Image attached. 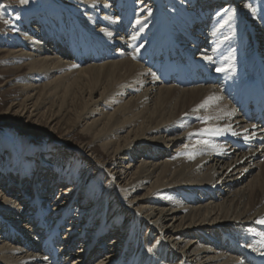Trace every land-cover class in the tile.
Listing matches in <instances>:
<instances>
[{
  "label": "bare ground",
  "instance_id": "6f19581e",
  "mask_svg": "<svg viewBox=\"0 0 264 264\" xmlns=\"http://www.w3.org/2000/svg\"><path fill=\"white\" fill-rule=\"evenodd\" d=\"M128 1L104 0L99 16L95 3L81 7L84 13H59L49 24H39L43 30L37 39L24 37L29 44L12 51L0 49L13 66L6 72L16 75L25 69L26 75L21 85L23 98L10 103L9 117H22L29 111L32 115L49 106L50 111L56 110L54 117L64 112L67 116L70 110L78 123L86 122L85 131L93 139L102 138V151L111 158L101 162L92 150L86 157L109 174L118 205L123 204L116 217L118 227H106L100 220L95 236L89 230L94 227L91 221L98 222V213L88 207L77 209L80 214L70 220L61 239L58 235L68 214L64 209L71 201L63 197L69 190H60L63 204L59 208H43L52 205L45 193L54 192L56 177L51 174L49 183L35 177L31 183L36 181L37 202L27 212L30 203H23L27 188L16 189L21 181L14 184L9 176H2L7 184L0 185V264H68L70 260L72 264H120L122 256L127 259L124 264H244L233 251L227 253L220 233L250 227L264 217V162L253 160L256 170L241 179L260 150L255 146L238 157L216 160L219 146L208 137L195 138L189 133L230 127L236 123L233 109L217 88L180 89L169 83L171 68L161 66L173 48L192 60L212 55L217 67L225 69L220 72L224 81L230 82V76L233 80L228 90H235L236 70L246 59L245 50L255 48V41L256 50L264 52V0H177L169 9L164 3L163 12L168 14H157V20L154 15L149 18L148 12L142 15L141 2L130 30ZM150 2L162 8L159 0ZM214 2L223 4L222 16L214 14L218 10L214 12L213 7L205 9ZM95 25L100 34L92 30ZM241 40L248 44L242 46ZM98 93L94 102L92 95ZM209 97L218 99L201 107ZM42 113L43 117L46 111ZM93 114L99 118L88 123ZM208 116L213 119L201 123ZM200 139L208 144L198 145ZM15 193L19 203L11 206L7 198ZM126 217L130 227L124 226ZM85 235L86 241L81 242ZM112 235L115 238L102 251L101 242ZM148 235L155 239L151 246ZM74 238L89 253L73 255ZM56 242L58 249L52 248Z\"/></svg>",
  "mask_w": 264,
  "mask_h": 264
},
{
  "label": "rangeland",
  "instance_id": "374dc122",
  "mask_svg": "<svg viewBox=\"0 0 264 264\" xmlns=\"http://www.w3.org/2000/svg\"><path fill=\"white\" fill-rule=\"evenodd\" d=\"M159 1L161 2L162 8L157 6L155 8L150 0H129L128 2L131 5L133 15H127L128 30L131 29L134 16L141 8V5L142 7H145V11H141L143 12L142 15L148 12L149 18L154 15V18L156 17L155 20H157V14L159 15L161 13L167 15L168 13L163 12V9H169V5L172 6L171 3H174L177 0ZM141 2L144 4H141L140 7H138ZM87 3H95L97 6L96 11L98 12L96 13L97 16L101 14L99 12H101L104 8V0H28L27 3H21L20 0H0V49H8L12 51L16 46L23 47L25 44H29L30 42L24 39V37H33L37 39V33L39 35L43 30L39 24H49L53 21L55 16H58L59 13L61 16H65L64 13L72 16L70 13L71 11L79 13L82 11L81 7H86ZM164 3L166 4L165 8L163 7ZM148 4L152 5V7L146 9ZM200 11L204 13V11ZM82 13L84 12L82 11ZM109 13L115 14L112 16H116V13L114 12L110 11ZM214 14H217L218 17L222 16L224 14L223 7H221L220 10L216 11ZM214 14L211 17V20H213ZM63 20L64 22L67 21L66 18ZM31 26L34 28L32 32L31 30L29 31ZM96 27L97 26L95 25V28L92 29L94 32H96L98 28ZM26 29L28 30L25 31ZM33 32L36 34H33ZM100 33L101 31L98 33L96 32V34ZM51 54L53 56V53ZM12 68L13 66L11 64V60L5 58V54L0 52V177L9 176L12 179L10 180L12 182L15 180H18V182L21 181L20 186L14 182L16 187H18L16 189H19V187L22 186L24 187L23 189L27 188L26 190L28 195L23 200V203H30L27 211L29 212L34 209L31 207V204L33 205L37 202L34 194L36 191V181L34 180L32 184V180L36 177V180L42 179L45 180L46 183H49V176L53 174V176L56 177V187L55 189L53 188L54 192H51L50 189V191L45 193V195L49 194L48 196L51 197L50 203L52 205H44L43 208H53L55 205L56 208H59L63 202V200L60 201V190L63 188H67L69 190L63 197L64 201H67V198H71L70 205L64 209V212L68 213L66 214L67 219L60 229L66 225L71 226L70 223L73 221L70 220H73L75 214H80V212L77 213V209L84 210L85 207L91 209L90 212L93 211V213H98V216L96 215L98 222L96 223L91 221L93 223H91V226L94 227L91 229L92 231H88L89 235L91 234L92 236H95L97 234V230L101 227H97L100 220L103 221V223H101L104 224V226L107 224L106 227H118L115 223L116 220H118L116 217L119 215L121 209L119 208L120 205H118L119 196L117 193H114V183L108 179L109 174L95 166V160H91L86 157L87 151L92 150L96 159H100L101 162L109 161L111 157L108 154H104L102 151L101 144L104 141L102 138L93 139L89 136L84 129L86 122L78 123L76 118L72 116L73 114L70 110L67 116H63L66 114L64 112L60 116L54 117L53 111L56 112V110L50 111V107L47 106L44 110L41 109L40 111H36L34 113L32 112V115L29 114L31 113V111H29V113L22 117L13 116L12 114L11 117H9L11 113V109L9 108L10 103L13 100L20 102L23 98L21 94V85L24 77L26 76L25 69L23 72L16 75L9 71V73L6 72V70ZM98 96L99 93L92 95V100L95 102L98 99ZM104 103H108L107 100L104 101ZM45 111L46 114L42 117V112ZM98 118V115L93 114L92 117L86 121L91 123V121L97 120ZM8 119L13 120L12 122H6L5 120ZM3 179L5 178H0V185L7 184ZM71 185L75 187L72 188ZM73 192L76 193L75 197H73ZM16 196V193L12 196H8L9 198L7 199H10L11 203L9 204H12L11 206H15L13 202H16L17 199H14ZM164 199L165 198H163V200ZM58 201L60 202L58 203ZM160 202L156 203V205L159 206ZM120 207L123 208V204ZM127 212H130V210L127 209ZM66 216H64V218ZM25 218L26 216L21 218L22 221L20 222H22V225H24L23 220ZM48 226L51 228V223H49ZM124 226L130 227L129 217L125 218ZM60 232L62 233L61 230ZM145 234L146 231L143 230L142 236ZM148 236L150 238L147 237V243L151 246L155 239L152 238L151 235ZM112 238L115 237H113V235L110 237L108 236V239L101 242L102 248L104 245V249L100 248L102 251H105V246L110 243L108 241ZM83 239V241H86L87 236L85 235ZM0 241H3L2 237H0ZM90 243H88V245ZM78 246V243L74 244L73 251H71L73 255L78 254L77 252L79 251H83V253L87 251L89 253V249ZM209 247L212 246L209 244ZM81 248L82 250H80ZM23 249L27 253H33L32 251L29 252L26 248ZM98 257L102 258L103 254H100ZM126 260L127 259L122 256L121 259H119L120 264H124ZM71 262L72 261L70 260L68 264H72Z\"/></svg>",
  "mask_w": 264,
  "mask_h": 264
},
{
  "label": "snow or ice",
  "instance_id": "6c2138e0",
  "mask_svg": "<svg viewBox=\"0 0 264 264\" xmlns=\"http://www.w3.org/2000/svg\"><path fill=\"white\" fill-rule=\"evenodd\" d=\"M20 2L21 3H27L28 0H20ZM216 71L219 73V72L225 71V69H223V68H217ZM215 99H218V97H209L208 100H206L204 102V104L201 105V107H205L208 104L209 101L215 100ZM211 119H213V117H211V116L204 117L201 120V123L207 124ZM245 131H247V130H245ZM226 132H231L230 127L229 128H221V127L204 128V129L200 130L197 133H189V135L190 136H192V135H198V136L204 137V136H208V135H213V136L222 135V134H224ZM231 134L236 135V133H231ZM245 139H247V137H245ZM196 143L198 145H207L208 144V141L206 139H200ZM185 147L187 148L188 146L186 145ZM191 158H192V156H189V159H191ZM256 223L261 224V225H264V218L258 219L256 221ZM262 242H264V241H262ZM149 251H151V249H149Z\"/></svg>",
  "mask_w": 264,
  "mask_h": 264
}]
</instances>
